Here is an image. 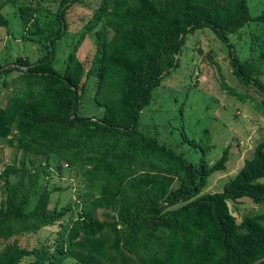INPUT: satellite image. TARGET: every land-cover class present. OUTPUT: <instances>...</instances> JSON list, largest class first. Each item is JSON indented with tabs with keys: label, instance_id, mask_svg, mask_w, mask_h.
<instances>
[{
	"label": "trees",
	"instance_id": "16d2710c",
	"mask_svg": "<svg viewBox=\"0 0 264 264\" xmlns=\"http://www.w3.org/2000/svg\"><path fill=\"white\" fill-rule=\"evenodd\" d=\"M4 1L16 0L0 1V24L7 26ZM75 1L58 0L53 27L40 23L37 3H18L21 37L44 52L0 64L3 72L20 70L26 82L0 104V139L13 148L0 170V264L27 255L29 264H63L68 257L76 264H264V212L238 221L227 202L264 199V140L221 189L203 191L225 169L229 145L210 163V145L187 138L199 150L193 161L138 127L153 88L177 65L187 33L209 26L230 47L229 33L251 21L246 56L231 50L229 63L237 82L255 85L263 99L223 84L242 99L248 95L264 115V10L252 14L248 0H100L59 70L55 41ZM100 22L113 32L102 42L93 98L103 111L94 117L77 111L87 72L76 51ZM54 156L60 170V162L78 168L85 184L69 202L50 206L58 185L33 189L31 172L48 179ZM56 221L51 243L26 246L15 236Z\"/></svg>",
	"mask_w": 264,
	"mask_h": 264
},
{
	"label": "rangeland",
	"instance_id": "374dc122",
	"mask_svg": "<svg viewBox=\"0 0 264 264\" xmlns=\"http://www.w3.org/2000/svg\"><path fill=\"white\" fill-rule=\"evenodd\" d=\"M1 3L3 0H0ZM100 0H78L66 10L68 24L65 34L55 41L54 66L61 70L64 67L68 51L73 47L85 23L92 15ZM31 0L4 1L1 12L8 18V25L0 24V64L10 66L16 55L28 56L35 60L44 52V46L35 41L21 37L23 25L17 10L18 3H30ZM37 3L38 17L43 26L53 27L58 0H32ZM250 12L258 14L264 10V0H248ZM253 21L246 23L238 32L229 33V47L209 27L197 28L187 33L177 54V65L162 76L160 83L153 88L152 98L140 112L139 128L148 134L156 135L160 141L166 142L177 151H183L190 160L195 161L199 150L188 142L189 138L197 144L210 145L209 162L212 163L222 149L229 145V158L225 169L216 171L208 180L203 191L221 189L225 180L231 177L242 165L244 158L253 153L255 144L264 140V115L255 101L263 99L255 85L244 86L237 82L231 73L229 63L230 51H236L241 57L247 54V40L254 29ZM113 30L102 22L85 33L77 48L78 57L84 62L86 76L83 78L82 92L77 111L80 114L98 117L103 107L96 104L93 98L95 81L98 76L97 65L101 55L102 42L110 37ZM22 73L18 69L9 72L0 71V104L17 91L23 83ZM264 81V73L262 75ZM235 86L248 95L243 99L230 92L223 84ZM26 86V82L23 87ZM233 89V88H232ZM235 90V89H234ZM185 135L186 138L183 136ZM13 156V148L4 139H0V170ZM39 157V156H38ZM44 158L43 156H41ZM57 157H49L50 172L48 179L42 172L33 170L31 177L33 189L41 182L48 186L58 185V189L50 194L49 205L65 204L81 192L85 182L76 167H68L65 162L58 168ZM177 181L174 182L176 184ZM32 194L31 204L34 200ZM230 211L240 220L246 214L264 212V199L254 201L248 196L239 199H227ZM103 218L102 208L97 210ZM59 228L58 222L41 226L36 231L16 234L22 245L33 246L51 243ZM4 244L0 242V253ZM31 256H24L17 264H29ZM63 264H76L72 257Z\"/></svg>",
	"mask_w": 264,
	"mask_h": 264
},
{
	"label": "water",
	"instance_id": "95a60500",
	"mask_svg": "<svg viewBox=\"0 0 264 264\" xmlns=\"http://www.w3.org/2000/svg\"><path fill=\"white\" fill-rule=\"evenodd\" d=\"M22 68H27V66L26 65H23Z\"/></svg>",
	"mask_w": 264,
	"mask_h": 264
}]
</instances>
